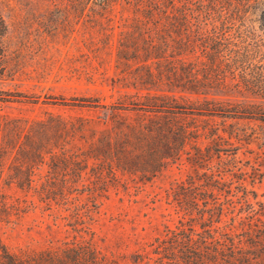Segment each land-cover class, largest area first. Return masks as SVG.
Here are the masks:
<instances>
[{"label": "trees", "instance_id": "16d2710c", "mask_svg": "<svg viewBox=\"0 0 264 264\" xmlns=\"http://www.w3.org/2000/svg\"><path fill=\"white\" fill-rule=\"evenodd\" d=\"M37 1L53 11L54 30L80 22L95 63L76 74L100 78L112 45L110 99L73 97L93 115L0 113V222L37 210L71 233L15 251L0 239V264H122L95 245L93 213L110 191L129 198L173 162L188 168L164 188L170 222L130 261L264 264L259 168L237 165L229 149L245 133L225 121L262 118L237 97L264 96V0ZM5 33L0 15V78L11 71ZM7 94L0 87V101Z\"/></svg>", "mask_w": 264, "mask_h": 264}, {"label": "rangeland", "instance_id": "374dc122", "mask_svg": "<svg viewBox=\"0 0 264 264\" xmlns=\"http://www.w3.org/2000/svg\"><path fill=\"white\" fill-rule=\"evenodd\" d=\"M48 9L37 0H0V15L6 22L4 41L11 61V71L0 78V87L9 92L6 97H10L0 101V113L42 116L44 110H51L93 115L91 107L72 104L73 97L98 95L104 97L103 100L110 99L108 77L112 72V45L103 53L102 76L94 82L88 81L84 75L76 74L79 69L95 63L90 46L81 39L80 22L71 18V33L54 30L56 17ZM245 24L257 27L256 22L246 21ZM17 92L20 94L14 96ZM237 98L252 103L251 109L262 118L246 115L225 118L226 122L235 121V126L245 133L242 135L244 142L229 151H236L237 165L248 168L253 164L259 168L260 181L256 182L255 189L262 191L264 96L245 93ZM187 168L185 163H169L129 198H119L120 193L110 191L90 222L95 245L107 254L117 255L122 264H134L129 258L131 252L161 233L163 223L170 222L167 214L170 208L163 199L164 188L181 178ZM1 190L11 195L20 193L14 186H3ZM70 234L37 210L25 211L9 224L0 222V239L14 251L20 247L38 249Z\"/></svg>", "mask_w": 264, "mask_h": 264}]
</instances>
